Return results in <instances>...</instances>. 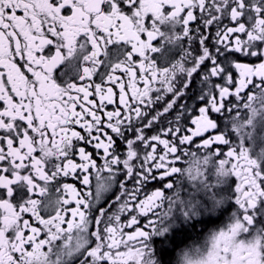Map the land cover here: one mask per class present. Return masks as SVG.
Returning a JSON list of instances; mask_svg holds the SVG:
<instances>
[{"label":"snow or ice","instance_id":"snow-or-ice-1","mask_svg":"<svg viewBox=\"0 0 264 264\" xmlns=\"http://www.w3.org/2000/svg\"><path fill=\"white\" fill-rule=\"evenodd\" d=\"M0 264H264V0H0Z\"/></svg>","mask_w":264,"mask_h":264}]
</instances>
